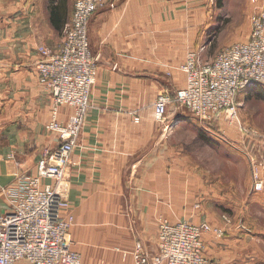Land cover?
<instances>
[{
    "label": "crops",
    "instance_id": "crops-1",
    "mask_svg": "<svg viewBox=\"0 0 264 264\" xmlns=\"http://www.w3.org/2000/svg\"><path fill=\"white\" fill-rule=\"evenodd\" d=\"M73 3L0 0V214L10 211L4 189L18 175H34L43 151L58 144L46 130L51 97L39 84L37 49L60 48ZM258 3L254 7H264ZM213 5L208 0H105L92 16L88 39L98 56L97 76L72 155L67 195L74 218L71 249L82 264H133L136 242L152 258L158 218L223 229L220 239L202 236L210 264H264V225L254 218L253 234L240 223L223 228L219 220L220 211L237 209L242 191L233 180L194 174L187 153L195 135L205 149L249 156L253 149L246 146L243 131L218 122L211 125L212 134L205 132L186 110L174 106L167 108L163 123L154 117L157 96L185 86L180 67L189 53L205 48ZM249 35L250 25L245 41ZM252 92L264 97V90L256 89L237 95L236 102L241 106ZM69 114L70 109L60 108L58 120L65 122ZM183 133L188 140L175 142ZM221 134L228 143L215 136ZM182 145L184 158L177 153ZM263 151V143L256 142L254 156L261 158ZM253 162L263 188L253 191L249 176L244 191L254 197V214H263L264 164Z\"/></svg>",
    "mask_w": 264,
    "mask_h": 264
},
{
    "label": "built area",
    "instance_id": "built-area-1",
    "mask_svg": "<svg viewBox=\"0 0 264 264\" xmlns=\"http://www.w3.org/2000/svg\"><path fill=\"white\" fill-rule=\"evenodd\" d=\"M251 2L257 4V0ZM104 5L105 0H74L60 48L56 52L46 46L37 49L41 57L37 69L39 84L51 97L46 130L57 136L58 144L43 151L34 175H18L13 186L4 189L10 211L0 214V264H82L80 255L71 249L74 218L68 213L69 170L91 109V91L97 76L98 56L90 49L89 23ZM197 52L189 53L180 67L185 86L157 96L154 117L163 123L167 108L174 106L186 110L201 129L212 134L210 127L214 123L237 122V95L264 90V7L256 8L251 16L247 41L224 48L207 62ZM60 108L70 109L65 122L58 120ZM215 136L228 143L222 134ZM259 186L255 184V190ZM223 234V229L205 222L170 223L160 218L157 254L149 258L142 243L136 242L132 261L210 264L203 255L202 236L220 239Z\"/></svg>",
    "mask_w": 264,
    "mask_h": 264
},
{
    "label": "rangeland",
    "instance_id": "rangeland-1",
    "mask_svg": "<svg viewBox=\"0 0 264 264\" xmlns=\"http://www.w3.org/2000/svg\"><path fill=\"white\" fill-rule=\"evenodd\" d=\"M212 1L215 5H213L212 8H208V11H210V20L208 31L202 43L205 45V48L203 51L195 50L196 52L198 51L197 53H199L200 57L205 62L212 59L224 48L236 42H243L246 40L251 16L257 8L254 7V3H252L251 0ZM209 2L210 0H208V3ZM257 3L258 5H263L264 0H257ZM232 127L236 128L238 132L239 130H241V132L243 131V139H246V146L248 148L250 146V149H253L249 156L248 154H242L240 158L234 151L226 150L225 152V150L220 149V147L217 149L211 147L205 149L198 144L199 140L195 138V135L192 136L194 137L192 139V147H189L187 153L189 154V161H193V169L196 170L194 174L200 176V174L203 173L211 180L220 177L229 181L233 180L240 191H242L239 193V206L236 210H230L229 213L225 211H220V213H218L219 220L222 222V227L224 228L232 222L240 223L244 224L247 228V232L252 230L254 234V218H256V221L260 225H264V213L254 214V197H252V193H247L244 190L249 186V182L247 181L249 176L253 178L251 183L253 191H261L263 188L262 181L259 177L258 166H254L253 161L257 163L259 160L264 164V151L261 158H256L254 156V144H256V142H260V144L263 143L264 147V97L254 96V92H252L239 107L238 120ZM213 128L210 127L211 130H214ZM254 132L256 135H254ZM185 138L188 140V135H184L183 133L175 137L174 141L184 142ZM254 138L257 140L256 142ZM231 144L233 145V142H230V145ZM184 152L185 147L182 145L181 149L177 151L178 156L181 155L183 156L182 158H184ZM236 159H238V161H236ZM255 175L258 178L257 181L255 180ZM226 183L228 184V182ZM255 184L258 186L260 185L258 190H255ZM159 219L160 218H158V220ZM187 222L191 223L190 221ZM248 228L250 229L248 230ZM150 249H152L150 250L151 253H154L155 245H151Z\"/></svg>",
    "mask_w": 264,
    "mask_h": 264
}]
</instances>
